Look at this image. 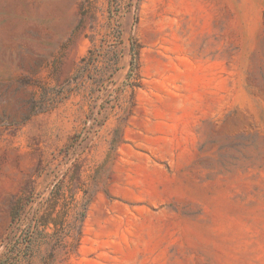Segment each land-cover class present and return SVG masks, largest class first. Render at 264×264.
I'll return each mask as SVG.
<instances>
[{"label": "rangeland", "instance_id": "rangeland-1", "mask_svg": "<svg viewBox=\"0 0 264 264\" xmlns=\"http://www.w3.org/2000/svg\"><path fill=\"white\" fill-rule=\"evenodd\" d=\"M0 264H264V0H0Z\"/></svg>", "mask_w": 264, "mask_h": 264}]
</instances>
